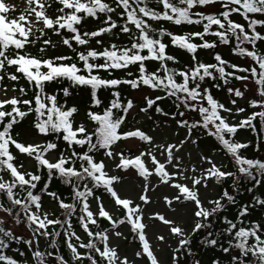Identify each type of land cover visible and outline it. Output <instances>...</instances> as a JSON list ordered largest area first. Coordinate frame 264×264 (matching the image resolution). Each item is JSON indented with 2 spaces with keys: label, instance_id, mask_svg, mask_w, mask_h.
I'll return each mask as SVG.
<instances>
[{
  "label": "snow or ice",
  "instance_id": "6c2138e0",
  "mask_svg": "<svg viewBox=\"0 0 264 264\" xmlns=\"http://www.w3.org/2000/svg\"><path fill=\"white\" fill-rule=\"evenodd\" d=\"M15 11L0 0V264H204L202 250L213 253L209 264H264V157L245 155L250 145L264 149V0H27L7 17ZM221 45L255 66L211 53ZM59 46L69 52L49 55ZM233 78L257 85L253 111L239 120L245 91ZM122 87L144 92L143 104ZM213 88H225L235 107ZM74 89L89 94L82 121ZM137 107L150 131L130 122ZM30 115L29 131L43 140L16 131ZM242 129L259 144L238 140ZM207 137L219 148L202 147ZM130 172L141 178L136 198L117 188ZM158 188L168 192L151 195ZM161 200L170 213L148 209ZM157 221L167 230L156 234L159 246L147 232ZM129 235L131 256L120 248Z\"/></svg>",
  "mask_w": 264,
  "mask_h": 264
},
{
  "label": "trees",
  "instance_id": "16d2710c",
  "mask_svg": "<svg viewBox=\"0 0 264 264\" xmlns=\"http://www.w3.org/2000/svg\"><path fill=\"white\" fill-rule=\"evenodd\" d=\"M208 7L209 6H207L205 9H202V10L206 11V12H215V11H217L219 9V5H215V8H212V9H209ZM233 19L239 20L241 23L244 22L239 14H234L233 15ZM87 26L89 28H94L96 26V22L91 20V19H89L87 21ZM166 26L170 30L177 31V32L193 30V26L192 25L173 26L171 23L166 22ZM195 27L198 29L200 26H195ZM262 31H264V29H262ZM51 38L54 41H58L59 40V37L52 36ZM210 39H212V38L210 37ZM229 47L230 46L221 45L218 48H216L214 53H216V52L222 53V55L224 56L225 59L229 60L232 63H236L238 65H241V66H245V67H247L248 65L255 66L254 62L250 58L241 57V56L236 55L235 53H233V52H231L229 50ZM259 47L261 49H264V44H260ZM29 50L31 52H33L34 54H38L37 53V47H30ZM171 51H173L174 54L178 55V57H179V59H180L182 64L187 61L188 57L183 51L176 50L174 48L171 49ZM210 51H211V53H213L212 50H210ZM68 52H69V50L66 47H63V46H59L58 49L55 50V51L52 50V49H49V55H53V54H67ZM200 57L203 60H211L212 59V57L209 55V50L201 51L200 52ZM10 70H12V69H10ZM233 71H236V70L233 69ZM116 74L119 75L120 73H116ZM238 74L247 75L246 73H238ZM253 79H250L248 81H240V80H235L233 78L230 81V83L235 84V86L240 87L242 91H245L247 89V85H246L247 82L252 83L255 86V89H256L257 85L253 82ZM5 83L8 84L9 86H11V84H13L15 82H11V81H7L6 80ZM19 83L22 84V85L27 86L26 82L23 79H21V81H19ZM220 83L223 84V81H220ZM245 86H246V88H245ZM49 90H51V86H50ZM121 91H122V94L125 97L132 98L135 101V103L137 104V106H140V105L143 104V96H142L141 99H136L133 96V94L136 93L137 91H134V90L133 91H129V89L127 87H122ZM213 93L219 100H221L222 102L226 103L227 106L235 107V106L231 105L228 102L229 98H228V96L226 94L225 88H220V89L213 88ZM157 94H160V93H157V92H152L151 93L152 96H155ZM106 97H108V93L104 92L102 94V98H106ZM71 99H72V102L76 103L79 106V108H80V113H79V115L76 116V120L77 121L84 120L85 109L90 106L88 91L85 90V89H74L73 90V96H72ZM236 99L238 101V106L245 107L247 109L246 113L240 114L241 118H243L245 115H247V114H249V113H251L253 111V109L251 107H249L248 101H246V103L241 104V103H239V100L241 98H236ZM105 103H107V99H105ZM164 107L166 109H168V108H170V104L167 101H165L164 102ZM137 109H138V107H137ZM31 119H32V117L30 115L26 120L22 121L19 126H17L16 131L22 133L24 139H27V140H43L42 136H37L35 134V132L29 131ZM157 119H163V118L162 117H157ZM148 122H151V120H148ZM172 123H174V122H172ZM236 138L238 140H241V141H254L257 144H259V142H260V136L257 135V133L252 132L251 130H246V129L239 130ZM201 146L202 147H207V148H216V149L219 148L218 143L211 137L205 138L201 142ZM245 155H247L249 157H253L254 156L256 158H261V157H264V149L257 151L255 148H253L250 145V147L245 151ZM225 159H226V157H225ZM21 160H23L25 162V164L28 162L27 158L24 157V156H21ZM57 190L63 191L64 192V198L65 199L68 198V192L66 190H64L62 185L59 186V188ZM260 191H264V189H261ZM104 199L109 200V197L107 196V194H104ZM244 199H248V195L247 194L244 196ZM48 206L49 205H48V203L46 201L45 202V207H48ZM0 214L3 215L2 213H0ZM126 243L136 244V242L133 241L131 235H129V238H128V240H126ZM196 243L197 244L199 243V237L196 238ZM14 247H20V246L19 245H14ZM21 250L24 251L25 249L22 248ZM64 251H66V249ZM9 254L15 255L18 259H22L21 257L18 256L17 253H15L12 250H9ZM199 256H200V259L204 262V264H209L210 258L213 256V253H211V252H209L207 250H202L200 252Z\"/></svg>",
  "mask_w": 264,
  "mask_h": 264
},
{
  "label": "rangeland",
  "instance_id": "374dc122",
  "mask_svg": "<svg viewBox=\"0 0 264 264\" xmlns=\"http://www.w3.org/2000/svg\"><path fill=\"white\" fill-rule=\"evenodd\" d=\"M4 2L6 4H9V5H15V8H16L15 12H9L6 14L8 18L18 16L21 12L24 11L25 8H27V0H4ZM208 8L209 9L215 8V5L209 6ZM246 85H247V89L245 90L246 91L245 97L241 98L239 100V103H241V104L246 103V101H248L250 98H252L256 95L255 86L250 82H247ZM249 90H251V91H249ZM11 94L12 93H9V95H11ZM144 94H145L144 92H136L133 94V96L136 99H141ZM137 112H138L137 108L133 110L132 116L135 117V119L130 117V122L133 124H136L137 127L143 128L145 131H150L151 127L153 126V122L152 121L148 122L147 117L144 116L143 114L136 116ZM232 119L239 120V119H241V116L239 114V115L233 117ZM159 120H162V119H159ZM137 121H139V122L137 123ZM172 128L173 129L175 128V123H172ZM152 134L158 135V133H152ZM180 136L181 137L184 136V131L182 129L180 131ZM125 143L130 144V143H133V141H126ZM189 147L191 148L192 146L189 145ZM193 151H195V150L193 149ZM25 165L30 166L29 162H27ZM121 175H124L125 179H124L123 183L117 185V188L119 189L120 194L123 196H131L133 198H136L139 194V184L141 182V178H138L137 176H135L131 172L128 174L121 173ZM166 192H168V189L158 188L155 192L151 193V195L156 197V196L161 195V193H166ZM105 202L108 203L109 207L111 208L112 205H111L110 199L109 200L105 199ZM147 207L149 210H156V211H160V212H169L170 213V209L167 208V206L163 200H161L158 204H150ZM122 230L126 234L128 233L127 227H124ZM147 232H148V236H149L150 240L152 241V243L154 245H157V241H156V234L157 233L162 232L165 235H167V230L158 221L155 224L150 223L149 227L147 229ZM174 242L175 241L173 240V243ZM157 246H159V245H157ZM135 247H137L136 244L126 243V240L120 242L121 251L124 252L125 254H128L129 256H131V253ZM158 255H159L161 260H168L169 256H170L169 249L167 247H165L164 251L159 252Z\"/></svg>",
  "mask_w": 264,
  "mask_h": 264
}]
</instances>
